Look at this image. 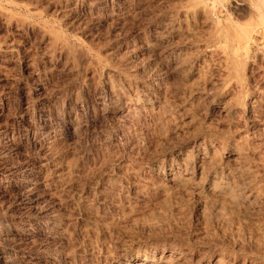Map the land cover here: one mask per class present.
I'll use <instances>...</instances> for the list:
<instances>
[{
    "label": "rangeland",
    "instance_id": "obj_1",
    "mask_svg": "<svg viewBox=\"0 0 264 264\" xmlns=\"http://www.w3.org/2000/svg\"><path fill=\"white\" fill-rule=\"evenodd\" d=\"M0 264H264V0H0Z\"/></svg>",
    "mask_w": 264,
    "mask_h": 264
},
{
    "label": "bare ground",
    "instance_id": "obj_2",
    "mask_svg": "<svg viewBox=\"0 0 264 264\" xmlns=\"http://www.w3.org/2000/svg\"><path fill=\"white\" fill-rule=\"evenodd\" d=\"M231 32V31H230ZM218 33V32H217ZM230 34V33H229ZM224 35V34H223ZM217 39V38H216ZM208 187V186H207Z\"/></svg>",
    "mask_w": 264,
    "mask_h": 264
}]
</instances>
